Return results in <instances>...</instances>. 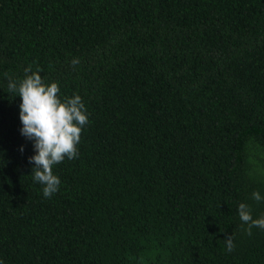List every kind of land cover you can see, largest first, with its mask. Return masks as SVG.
Segmentation results:
<instances>
[{
	"label": "trees",
	"instance_id": "obj_1",
	"mask_svg": "<svg viewBox=\"0 0 264 264\" xmlns=\"http://www.w3.org/2000/svg\"><path fill=\"white\" fill-rule=\"evenodd\" d=\"M29 65L89 116L50 198L4 76ZM254 191L264 0H0L3 264H264V230L238 214L264 216Z\"/></svg>",
	"mask_w": 264,
	"mask_h": 264
},
{
	"label": "clouds",
	"instance_id": "obj_2",
	"mask_svg": "<svg viewBox=\"0 0 264 264\" xmlns=\"http://www.w3.org/2000/svg\"><path fill=\"white\" fill-rule=\"evenodd\" d=\"M79 61L74 59L72 64ZM38 68L32 71L31 65L24 69L23 79H13L9 73L8 91L20 97L19 120L22 127L20 134L33 141L35 154L29 157L33 180L43 185V196L50 198L59 191L60 179L53 173V167L62 163L65 158H78L77 145L80 142L84 126L89 123L87 109L79 95L71 98H60V88L57 82L45 83ZM20 151H23L21 147ZM252 198L259 202L264 197L258 191L252 193ZM240 220L247 224L246 234L252 235V228L264 230V216L253 219L251 208L245 203L238 206ZM226 250L235 249L233 236L225 238ZM3 264V261H0Z\"/></svg>",
	"mask_w": 264,
	"mask_h": 264
}]
</instances>
